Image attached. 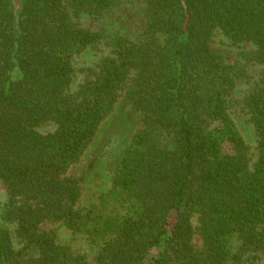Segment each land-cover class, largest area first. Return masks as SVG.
<instances>
[{
  "label": "trees",
  "instance_id": "1",
  "mask_svg": "<svg viewBox=\"0 0 264 264\" xmlns=\"http://www.w3.org/2000/svg\"><path fill=\"white\" fill-rule=\"evenodd\" d=\"M116 0H0V180L9 196L5 219L16 224L30 264H90L40 231L45 221L101 237L95 264H244L264 251V77L247 99L258 137L257 159L226 111L232 68L210 48L221 30L251 41L264 64V0H145L147 23L136 42L114 40L101 73L71 84V59L100 34L75 27L71 9L100 12ZM141 127L127 148L106 204L84 213L81 191L67 176L112 111L123 85ZM218 121L213 129L211 122ZM45 122L55 130L37 131ZM199 217L202 250L193 247ZM80 226V227H79ZM85 227V226H84ZM89 236V237H90ZM235 240L237 251L232 249ZM0 227V264L22 262ZM156 252V254H153Z\"/></svg>",
  "mask_w": 264,
  "mask_h": 264
},
{
  "label": "rangeland",
  "instance_id": "2",
  "mask_svg": "<svg viewBox=\"0 0 264 264\" xmlns=\"http://www.w3.org/2000/svg\"><path fill=\"white\" fill-rule=\"evenodd\" d=\"M16 13L20 10V0H13ZM71 23L80 29L100 34L101 37L86 50L75 54L71 59V84L67 91L76 95L81 86L94 80L102 71L104 62L112 56L114 40L125 39L136 42L146 28L147 7L145 0H116L115 4L104 11L96 12L90 8L71 9ZM210 48L218 55L221 62L232 68L231 74L234 86L226 96V111L235 129L248 146L251 163L257 159V134L247 107V99L260 86L264 77V64L253 60L256 46L251 41L234 43L221 30H216L210 39ZM131 81L123 85L120 96L112 111L100 124L96 135L85 149L78 161L67 170L66 175L75 178L80 186V199L75 208L84 213L86 210L107 204L101 218L113 209L122 214L123 209L118 203L109 200L113 189V179L120 170V164L125 151L141 127L140 114L135 111L132 101L126 94ZM218 121L211 122L213 129ZM53 122H45L37 127V131L46 135L55 130ZM10 199L6 186L0 180V227L10 231L13 247L22 251V262L27 264L31 258H37L33 249L23 248L24 243L16 236V224L5 219L7 205ZM96 219L86 220L83 229L67 228L62 222L45 221L40 231L51 232L57 243L67 247L74 255H84L90 264L96 263L99 236H90L87 230H92ZM194 229L192 244L196 250H202L203 240L198 232L199 217L191 218ZM80 227V226H79ZM90 236V237H89ZM232 249L237 251L238 243L232 241ZM156 254V252H153ZM244 264H264V251H249L243 256Z\"/></svg>",
  "mask_w": 264,
  "mask_h": 264
}]
</instances>
